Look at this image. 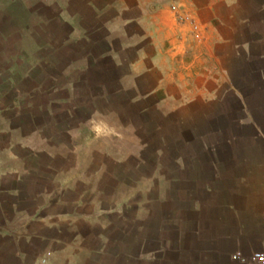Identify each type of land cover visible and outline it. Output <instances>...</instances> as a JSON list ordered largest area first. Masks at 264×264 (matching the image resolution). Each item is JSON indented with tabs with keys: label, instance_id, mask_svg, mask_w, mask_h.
I'll list each match as a JSON object with an SVG mask.
<instances>
[{
	"label": "crops",
	"instance_id": "obj_1",
	"mask_svg": "<svg viewBox=\"0 0 264 264\" xmlns=\"http://www.w3.org/2000/svg\"><path fill=\"white\" fill-rule=\"evenodd\" d=\"M11 27L48 76L22 65L29 97L0 106V264H26L9 251L33 243L30 224L73 234L31 264H82L85 243L117 262L105 249L130 207L138 246L157 236L141 261L179 245L196 264H249L264 248V0H0Z\"/></svg>",
	"mask_w": 264,
	"mask_h": 264
},
{
	"label": "rangeland",
	"instance_id": "obj_2",
	"mask_svg": "<svg viewBox=\"0 0 264 264\" xmlns=\"http://www.w3.org/2000/svg\"><path fill=\"white\" fill-rule=\"evenodd\" d=\"M18 22V20H17ZM14 24V22H13ZM18 24H22L20 21ZM19 30V28L17 27ZM6 30V29H5ZM17 31L15 27H11L9 30L5 32H0V106H5L9 104L17 103L19 104L22 99H27L30 95L31 87L29 86V82L27 83L25 81L27 73L25 75H21V66L29 67L30 65L33 66V70L31 72V77L37 78V80L43 81L48 75L46 72L40 70L37 68L36 62L43 61L45 57H48L47 54L45 55H26V54H18L15 53L17 51H20L19 48H22L24 43L26 42V39H21L20 37H16L15 35L11 34V32ZM13 33V32H12ZM8 53H7V52ZM12 53V54H11ZM31 68V67H30ZM29 72V71H28ZM29 91V92H27ZM84 103V101L81 102V104ZM36 103H31V101H27V105L29 107L31 105H34ZM38 104V103H37ZM39 105V104H38ZM1 106V107H2ZM36 107V106H35ZM31 108V107H30ZM29 108V109H30ZM54 110L57 112V116L55 117L54 123L56 124V130H61V134L58 137V139L55 140V145H65L67 144V134L64 133L66 130L68 123L67 118L64 115L63 108L54 107ZM85 120V116L83 113L77 112L75 114V121L77 123ZM37 121V122H36ZM27 125L29 129L39 127L41 124L39 120H35L32 118H19L18 121H16L15 125ZM67 125V126H66ZM49 130V129H47ZM55 130V131H56ZM63 151V150H62ZM61 151V152H62ZM66 151V149H64ZM103 190L106 191V195H108V198H113V194L111 193L115 191V188L113 189L112 186L109 187V185L104 186ZM131 195L130 193H120V195ZM68 199L72 200L73 198L68 195ZM133 200V201H132ZM135 202L132 197H130V205ZM31 208H29V212H31ZM133 207H130V209L127 212H124L120 214V227L119 230H113V233L111 237L120 239V247L116 246L111 247L110 249H105L108 254H113L116 252H120V260L117 262H112V264H196L197 263V255L191 254L190 252L185 253V247L179 246V245H172L171 250L168 248V254H165L164 256V262H161L162 259H158L159 262L152 261L149 262L148 259L146 261L139 260V252L138 250L142 248L146 251L148 250H155L157 246L155 245V239H157L154 234L150 236L148 230H144V232H147L145 235V238H147L149 241L153 242L151 246H142L139 247L137 244V240L140 238H137L136 233V224L133 219L132 215ZM115 219V218H114ZM100 230L98 229H92L90 232L97 234ZM83 232H86L83 230ZM28 233L34 237L33 243H29L28 246H16L9 252L13 253L17 250H23V254L27 256L28 258L26 261V264H31L32 261L38 256L41 252V249L44 248V243L46 242H53L56 241L58 244H51L48 249H57L59 250L62 247V240H64L65 243H68L72 237V233L70 235L66 234L65 232L55 229H43L39 230L37 229V226L34 224L29 225V231ZM36 237H39L37 240ZM177 240V235L173 232L172 235L168 237V241L175 242ZM31 242V241H30ZM83 251H89L91 252V255L87 256L85 259L82 260V264H108L109 261H105L103 257L98 254L100 253L104 247L100 246L99 251L94 250L93 245H89L87 243L83 244ZM191 247V246H190ZM183 250V251H182ZM98 254V255H97ZM149 253H146L145 256H148ZM14 264H17V261L15 260ZM111 264V263H109Z\"/></svg>",
	"mask_w": 264,
	"mask_h": 264
},
{
	"label": "built area",
	"instance_id": "obj_3",
	"mask_svg": "<svg viewBox=\"0 0 264 264\" xmlns=\"http://www.w3.org/2000/svg\"><path fill=\"white\" fill-rule=\"evenodd\" d=\"M262 228H263V240H264V206L262 212ZM242 261L244 263L247 262L249 264H264V248L261 251L254 253L248 261L245 259H242Z\"/></svg>",
	"mask_w": 264,
	"mask_h": 264
}]
</instances>
